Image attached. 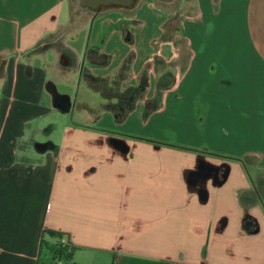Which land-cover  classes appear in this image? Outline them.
I'll use <instances>...</instances> for the list:
<instances>
[{
  "label": "crops",
  "instance_id": "1",
  "mask_svg": "<svg viewBox=\"0 0 264 264\" xmlns=\"http://www.w3.org/2000/svg\"><path fill=\"white\" fill-rule=\"evenodd\" d=\"M176 1L141 0L75 29L69 0H0V264H37L44 231L70 236V264H264V0H219L218 12L213 0L210 42L181 31L203 27V0L193 15L161 6ZM91 24L78 69L68 36ZM212 52L231 85L198 98ZM78 75L112 113L144 82L121 133L48 121L70 108L56 79ZM176 94L196 100L174 144ZM227 113L237 118L220 137Z\"/></svg>",
  "mask_w": 264,
  "mask_h": 264
},
{
  "label": "rangeland",
  "instance_id": "2",
  "mask_svg": "<svg viewBox=\"0 0 264 264\" xmlns=\"http://www.w3.org/2000/svg\"><path fill=\"white\" fill-rule=\"evenodd\" d=\"M153 1V0H152ZM70 2V8H71V13H72V18H71V27L73 26L75 29L78 27H81L83 23L89 22L94 15L92 13H89L88 11L83 10L82 7H80L78 0H69ZM196 1L195 0H177L175 3L170 4V5H161L162 7L173 9L175 11H178L180 13H188V14H194L197 10L196 8ZM216 2V11H220V6H219V0H215ZM230 4L234 6L235 8L238 6L239 2L237 1H232L230 0ZM242 6L239 5L237 9H241ZM203 9L206 12V18L203 27L200 26V23L198 25H192L188 24L187 29L184 30L182 29V33H187L189 37H192L195 39V34H197L201 40H204L206 42H210V40L214 39V27L218 23L214 21V4L213 0H203ZM69 21V17L65 20ZM160 20L155 22L154 26H157ZM234 24H237L236 21ZM192 25V26H191ZM92 26L93 24L89 25L88 28L83 29V30H78L74 34H70L68 36L67 44L71 47V49L75 52V58L72 57L73 61L76 62L77 60V66L78 69L83 67L84 65V57L87 53V48L89 45V39L91 37V32H92ZM157 30V27H153V30ZM202 31V32H200ZM156 32H154L155 35ZM239 34L236 33L235 36L237 37ZM61 38V37H60ZM65 38H67L64 34L63 42L65 41ZM158 44H156L155 48L157 49ZM242 45V44H241ZM246 45V42L243 44V46ZM242 46L241 50L244 48ZM240 50V51H241ZM217 53V52H216ZM79 56V59H78ZM237 58L241 59L244 55L243 53L236 54ZM211 59L214 61V68H216L217 65V70L214 71V74H205L202 76L203 82L201 86V93L198 98L201 97H206L207 99L209 98L210 94L212 91H214L212 88L214 87L217 90L221 89V85L224 87L230 86V81L227 80L230 78V73L228 71L227 65L222 62L221 60V54L220 53H211L210 54ZM75 66V65H74ZM212 66V67H213ZM72 67V66H71ZM68 69H70L68 67ZM81 70V69H80ZM237 74V70L235 71ZM79 73H82V71ZM56 87L59 91H68V94H70V108L68 110H65L63 115L62 113L55 112V114L50 115L47 119L48 121H60L64 120L66 122H76L80 123L86 127H91L93 125L101 128L102 130L106 131H115L118 133H121L119 131V128H117L121 124H117L118 121L115 120V117L112 112L105 110L107 107L103 105V99L99 96L98 93H96L94 90H92L91 86L90 88L87 87V81L85 80V77H81L78 75L75 80L73 81V84H67L68 82L65 81L64 76L58 77L56 79ZM215 83H219L214 85ZM222 83V84H221ZM92 86L95 89H101L103 86H106L105 83H100V85H97L98 83H91ZM115 84V83H114ZM109 86V85H108ZM113 87H116L117 85H112ZM107 87V86H106ZM104 87V88H106ZM120 88V86H118ZM132 88H128L127 90H131ZM110 90V89H108ZM109 92V91H108ZM210 93V94H208ZM174 103L173 106H170V109L175 111V114L173 116L168 117V122L169 123H174L171 124L172 127H167L165 129V132L171 133L172 134V141H174V144H177L175 141L176 139L182 135H178L179 132L181 131L182 127L185 124H179L177 125L176 123L182 121L183 119L190 118V114L187 112L189 110H192V106L194 104V99L193 97H184L180 94H176L173 98ZM87 102V107H83L82 102ZM179 103H178V102ZM75 104V105H74ZM103 105V106H102ZM74 106V107H73ZM76 107V109H75ZM181 107V108H180ZM68 113V114H67ZM221 114V113H220ZM237 118V114H232V113H227V120L225 117L221 118L220 120L216 121V132L218 136L221 137V134H225L224 129H226L225 126L222 124L225 122H232L235 121ZM226 120V121H225ZM61 123V122H60ZM124 125V124H123ZM133 126L134 131H137V128L143 129L145 126L143 124H125L124 129L128 130ZM197 126V125H196ZM198 127V126H197ZM85 128V127H84ZM199 128V127H198ZM171 131V132H170ZM128 133V132H125ZM48 134L44 131L41 134V139L40 141L43 142L45 139H48ZM184 141V138H181ZM189 141V140H188ZM181 150H184L186 152L191 151L194 148H191L192 146L188 145H183L179 146Z\"/></svg>",
  "mask_w": 264,
  "mask_h": 264
},
{
  "label": "trees",
  "instance_id": "3",
  "mask_svg": "<svg viewBox=\"0 0 264 264\" xmlns=\"http://www.w3.org/2000/svg\"><path fill=\"white\" fill-rule=\"evenodd\" d=\"M144 82L132 89L129 95H123L120 102L113 107V115L117 121L124 120L134 108L136 100L141 98L144 93ZM111 108V105H106ZM248 218L244 220V227L250 232H255L256 229L251 230V223ZM75 248L70 241L68 234L44 231L40 243L39 258L37 264H70Z\"/></svg>",
  "mask_w": 264,
  "mask_h": 264
},
{
  "label": "water",
  "instance_id": "4",
  "mask_svg": "<svg viewBox=\"0 0 264 264\" xmlns=\"http://www.w3.org/2000/svg\"><path fill=\"white\" fill-rule=\"evenodd\" d=\"M140 2L141 0H78L80 7L91 11L94 16L119 7L135 8Z\"/></svg>",
  "mask_w": 264,
  "mask_h": 264
},
{
  "label": "bare ground",
  "instance_id": "5",
  "mask_svg": "<svg viewBox=\"0 0 264 264\" xmlns=\"http://www.w3.org/2000/svg\"><path fill=\"white\" fill-rule=\"evenodd\" d=\"M167 1H169V0H167Z\"/></svg>",
  "mask_w": 264,
  "mask_h": 264
}]
</instances>
